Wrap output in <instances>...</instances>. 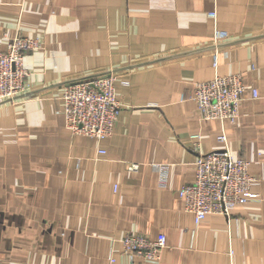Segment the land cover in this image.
Segmentation results:
<instances>
[{
    "label": "crops",
    "instance_id": "1",
    "mask_svg": "<svg viewBox=\"0 0 264 264\" xmlns=\"http://www.w3.org/2000/svg\"><path fill=\"white\" fill-rule=\"evenodd\" d=\"M18 35L42 48L24 56L28 96L0 104V264H264V0H0V51ZM109 71L113 135H73L65 84ZM232 74L239 118L204 120L195 84ZM224 148L261 198L196 226L180 190ZM128 234H164L161 258L124 253Z\"/></svg>",
    "mask_w": 264,
    "mask_h": 264
},
{
    "label": "built area",
    "instance_id": "2",
    "mask_svg": "<svg viewBox=\"0 0 264 264\" xmlns=\"http://www.w3.org/2000/svg\"><path fill=\"white\" fill-rule=\"evenodd\" d=\"M215 38L216 42L221 43L229 39L230 34L219 29L215 31ZM41 48L38 39L18 35L9 39L6 51H0V104L23 99L28 94L26 83L29 72L24 64V56ZM117 80V74L109 71L65 84L62 112L66 127L73 135L88 136L99 141L113 135L121 113L116 94ZM245 92L243 75L232 74L196 83L191 99L196 102L204 120L235 123ZM252 94L256 98L257 90H252ZM219 140L225 142L226 136H220ZM194 150L199 152L197 143ZM249 165L247 160L233 156L227 148L198 155L193 182L180 190L185 209L194 215L196 226L209 215L229 216L235 207L261 198L259 194L251 192L255 178L249 173ZM138 168V164H133L129 169L136 171ZM120 241L124 253L145 260H159L167 245L164 234H159L156 239L128 234ZM108 259L110 264H115L113 250Z\"/></svg>",
    "mask_w": 264,
    "mask_h": 264
},
{
    "label": "water",
    "instance_id": "3",
    "mask_svg": "<svg viewBox=\"0 0 264 264\" xmlns=\"http://www.w3.org/2000/svg\"><path fill=\"white\" fill-rule=\"evenodd\" d=\"M25 96L27 97V96H28V94H25L23 97H25Z\"/></svg>",
    "mask_w": 264,
    "mask_h": 264
}]
</instances>
